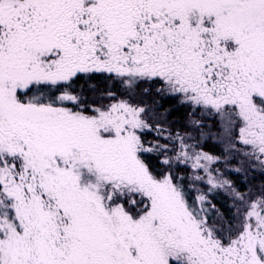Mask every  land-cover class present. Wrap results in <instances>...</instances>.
Segmentation results:
<instances>
[{"label": "snow or ice", "instance_id": "1", "mask_svg": "<svg viewBox=\"0 0 264 264\" xmlns=\"http://www.w3.org/2000/svg\"><path fill=\"white\" fill-rule=\"evenodd\" d=\"M0 264H264V0H0Z\"/></svg>", "mask_w": 264, "mask_h": 264}]
</instances>
